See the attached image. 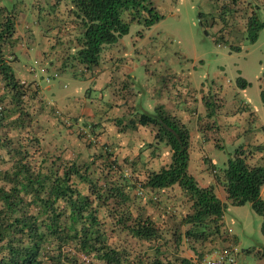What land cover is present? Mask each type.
<instances>
[{
    "label": "trees",
    "instance_id": "trees-1",
    "mask_svg": "<svg viewBox=\"0 0 264 264\" xmlns=\"http://www.w3.org/2000/svg\"><path fill=\"white\" fill-rule=\"evenodd\" d=\"M218 1L227 14L212 19L211 27L219 23L218 31L211 29L218 38H212L214 42H226L229 23L239 10L250 13L247 32L256 41L263 27L256 13L264 8V0ZM230 3L233 10L228 9ZM68 11L76 29L75 50L68 58L75 78L82 77L75 71L77 65L96 67L103 47L128 34L130 22L149 29L162 20L149 0H69ZM15 35L14 12L0 4V264H196L178 255L182 241L197 260L227 241L225 204L215 186H200L189 172V130L162 107L142 113L137 122L152 126L155 143L170 149L169 164L157 170L144 173L136 161L126 158L119 163L105 145L103 152L74 159L51 150L45 137L56 128L47 129L42 118L52 117L55 110L43 104L37 84L26 85L16 77L11 65ZM237 85L244 89L248 84L238 78ZM62 120L72 133L85 136V129ZM114 140L118 145L119 138ZM262 151L264 143L254 150L240 145L229 154L224 168L212 170H217L215 185L222 187L227 202L249 204L261 216L264 239ZM124 166L132 172L125 173ZM175 187L183 198L179 207H186L180 220V226L186 227L182 234L173 226H158L138 204L143 192L167 194ZM164 205L174 206L168 201ZM259 257L264 259V245Z\"/></svg>",
    "mask_w": 264,
    "mask_h": 264
},
{
    "label": "rangeland",
    "instance_id": "rangeland-1",
    "mask_svg": "<svg viewBox=\"0 0 264 264\" xmlns=\"http://www.w3.org/2000/svg\"><path fill=\"white\" fill-rule=\"evenodd\" d=\"M149 1L162 16V20L149 29H145L139 22H130L128 34L122 36L113 46H108L109 49L118 47L120 52L133 58L132 60L128 58V60L132 61L134 70L135 80L130 79L135 83L131 88L135 96L129 94V102L131 100L144 101L143 91L147 86L144 84L146 71H158L155 74H159L160 70L167 68L175 70L182 68L187 72H193L194 81L199 88L202 85L214 86L219 96L213 94V91L212 97L223 98V100L213 98L210 105L202 111V118L210 117L222 106L223 109L218 117L228 118L240 111V106L245 105L255 119V124L254 122L249 124L250 139L253 136L255 144H263L264 100L261 98V86L264 89V8H258L256 13L257 20L263 24L256 41L250 40L247 30L234 29L228 30L225 37L226 42L221 40L214 42L213 39L218 38L211 30L212 19L216 15L227 14L218 0ZM0 4L12 13L14 12L15 15V37L18 41L12 49L16 60H13L11 65L16 77L27 80L28 83L37 84L41 91L43 104L48 110L50 108L55 110L52 117L42 118L47 129L48 126L56 128L52 129L54 133H47L45 137L51 150H57L65 159H74L75 156L88 157L107 149L118 158L119 163L124 158L130 162L133 160L137 162L139 155H134L133 152L124 153L120 141L116 145L111 137L109 122H106L107 106H110V103L107 104L110 92L114 91L113 105H117L121 97V94L116 91L119 87L116 88L113 85L102 89L95 79L90 82L87 77L75 78L72 74V62L68 58L75 50L76 29L73 20L67 17L69 16V11L67 12L69 0L59 2L55 0H0ZM233 8L234 5L230 3L228 9L233 10ZM63 15H66V20ZM68 47L72 49L68 50ZM103 55L102 52L100 57L102 58ZM92 68L94 67L84 69L90 71ZM75 71L80 75L77 67ZM54 73L58 74L57 77H54ZM45 76L50 77L49 83H46V78H43ZM238 78L246 81L248 84L246 88L238 87ZM137 82H140L139 87L136 85ZM89 90L91 94L87 95ZM55 112L59 113L60 117ZM131 113L135 115L136 112L131 111ZM64 118H67L74 127L85 129L86 137L83 136L84 134L72 133L71 127L62 126ZM244 120L247 122V118ZM59 124L60 128L57 126ZM243 126H248V123L240 124V127ZM211 138L214 140V137L211 136ZM243 142L244 137L241 136L238 144L235 143L232 146L224 143L222 148L216 149L213 156L215 166L211 164L210 158L208 166L206 162L200 160L201 165L207 166L208 171L210 170L214 176L213 173L217 170H212V168L216 167L218 170L224 168L229 154H232L233 150ZM103 145L106 146L105 149ZM161 154L166 162L170 159L167 150L162 151ZM262 154L264 156V151ZM83 156H81V161H84ZM140 167L144 173L148 171L141 164ZM193 170L196 171L194 166ZM123 171L127 174L132 172L129 166H124ZM165 193L167 194L149 193V195L143 192L139 195L143 197L138 204L158 226H173L182 234L186 227L180 226V220L181 214L186 212V207H179V202L183 199L181 193L176 187L173 191L168 190ZM218 194L221 195L220 192ZM166 201L169 204L172 202L174 206L167 208L164 205ZM224 204V226L225 229L226 227L231 229L234 244L239 248V263L264 264V259L259 257L264 245L261 216L253 212L249 204L233 206L227 201ZM226 242L221 243L215 250L222 248ZM178 255L181 258L197 260L185 241H182Z\"/></svg>",
    "mask_w": 264,
    "mask_h": 264
},
{
    "label": "crops",
    "instance_id": "crops-1",
    "mask_svg": "<svg viewBox=\"0 0 264 264\" xmlns=\"http://www.w3.org/2000/svg\"><path fill=\"white\" fill-rule=\"evenodd\" d=\"M249 17L250 13L246 14L245 11L239 10L234 14L233 20L229 23L230 31L234 29L237 31L247 30L246 22ZM211 29L215 32L218 31L219 23H214ZM102 52L104 55L102 58H99V64L90 71L85 70L80 65H77V68L82 77L89 78L90 82L95 79V82H98L102 89L112 87L113 85L116 88L119 87L116 91L121 94V97L117 101V105H113L112 96L115 94L113 90L110 92L107 103H110V113H108L106 121H109L111 137L113 139L115 137L119 138L118 141L121 142L120 145H122L125 152H133L134 155H139L141 159L140 161L137 160V164L139 166L141 164L145 169L157 170L161 166L169 164L170 159L167 162L163 160L161 152L167 150L170 158V149L163 143H155V129L152 126L143 127L137 123L142 113L150 114L157 107H162L166 113L175 116L189 130V172L200 186H215L217 197L222 203H226L222 187L215 185V179L210 170L208 171V159L210 158L211 164L215 166L213 156L216 149L222 148L224 143L232 146L235 143L238 144L241 136L244 137V142L240 145L253 148V150L256 148L255 146L259 145L254 143L253 136L250 139L249 124L253 123L255 119L249 108L242 105L239 108L240 111L233 116L221 119L218 115L223 109L222 106L216 113L211 114L210 117L202 118L201 114L206 108V103L210 104L213 98L218 100H223V98L212 97L213 91V94L218 95V90L214 86L202 85L199 88L194 81L193 72H187L182 68L176 70L171 68L159 69V74H155L158 71H146L144 75L146 82L144 84L147 86L145 85L146 87L143 91L144 101L131 100L129 102L128 95L135 96L131 91L133 84H135L131 82V79L135 80L133 76L134 70L132 61L128 60V58L130 60L133 58L120 52L118 47L109 49L108 46H104ZM182 57L184 58V55ZM21 81L25 82L27 80ZM136 85L139 87L140 82H137ZM90 91L87 95L91 94ZM209 109L211 110L212 108ZM131 111H135V115H131ZM244 118H247V122ZM243 123H248V126L240 127V124ZM118 125L121 127H117ZM211 136L214 137V140H212ZM218 141L219 143H217ZM200 160L206 162L207 166L201 165ZM193 166L196 171L193 170ZM200 181H204L205 183L201 184ZM261 197L264 198V186L261 189Z\"/></svg>",
    "mask_w": 264,
    "mask_h": 264
},
{
    "label": "built area",
    "instance_id": "built-area-1",
    "mask_svg": "<svg viewBox=\"0 0 264 264\" xmlns=\"http://www.w3.org/2000/svg\"><path fill=\"white\" fill-rule=\"evenodd\" d=\"M54 77H57L54 74ZM46 83L51 81L49 76H45ZM228 241L226 246L205 254L202 258L195 261L196 264H240L238 260L239 248L232 239V232L226 229Z\"/></svg>",
    "mask_w": 264,
    "mask_h": 264
},
{
    "label": "clouds",
    "instance_id": "clouds-1",
    "mask_svg": "<svg viewBox=\"0 0 264 264\" xmlns=\"http://www.w3.org/2000/svg\"><path fill=\"white\" fill-rule=\"evenodd\" d=\"M54 74H56V73H54ZM56 75H58V74H56ZM43 78H44V77H43ZM25 84L27 85L26 81H25ZM226 229H227V227H226Z\"/></svg>",
    "mask_w": 264,
    "mask_h": 264
}]
</instances>
